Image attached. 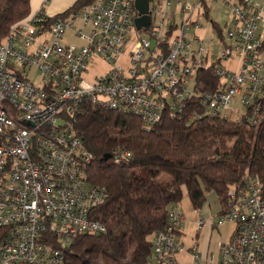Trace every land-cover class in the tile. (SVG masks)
Returning <instances> with one entry per match:
<instances>
[{
	"label": "built area",
	"instance_id": "obj_1",
	"mask_svg": "<svg viewBox=\"0 0 264 264\" xmlns=\"http://www.w3.org/2000/svg\"><path fill=\"white\" fill-rule=\"evenodd\" d=\"M218 1L231 10L232 21L226 45L221 26L212 20L223 44L216 60L195 33L203 26L200 15L208 16V0H178L177 13L166 11L170 0L152 5L150 26L141 30L133 23V0H91L48 22L51 17L39 10L11 26L0 40V264H58L75 237L106 231L93 213L106 191L88 182L91 154L69 125L84 103L134 115L145 128L166 112L183 116L185 100L195 94L212 117L236 119L248 107L251 123L262 117L264 38L259 27L264 0ZM69 29L77 42L64 39ZM125 49L127 69L116 65ZM233 51L237 64L227 70L223 59ZM95 58L109 68L89 81L87 65ZM215 62L218 86L198 92V71ZM235 96L241 108L232 110ZM107 154L116 164L131 158L120 147ZM226 196L228 208L216 223L232 222L235 229L220 245L216 263L264 264L259 179L247 175ZM167 219V227L153 233L144 264H176L175 256L183 250L179 230L184 215L171 205ZM206 222L199 219L197 228ZM191 253L195 262L201 261L197 245Z\"/></svg>",
	"mask_w": 264,
	"mask_h": 264
},
{
	"label": "trees",
	"instance_id": "obj_2",
	"mask_svg": "<svg viewBox=\"0 0 264 264\" xmlns=\"http://www.w3.org/2000/svg\"><path fill=\"white\" fill-rule=\"evenodd\" d=\"M89 1L77 0L64 13ZM29 14V0H0V40ZM216 63L198 71V92L218 86ZM204 109L195 94L185 100L183 116L166 112L145 128L134 115L82 105L69 125L91 154L88 182L106 191L93 212L106 231L75 237L58 264H144L151 253L149 237L167 227L168 207L181 200L183 187L194 209L213 192L219 214L228 208L230 187L241 185L247 175L259 179L264 198V104L255 123L251 107L236 119L212 117ZM117 147L131 152L127 163L105 158ZM3 232L0 228V240Z\"/></svg>",
	"mask_w": 264,
	"mask_h": 264
},
{
	"label": "rangeland",
	"instance_id": "obj_3",
	"mask_svg": "<svg viewBox=\"0 0 264 264\" xmlns=\"http://www.w3.org/2000/svg\"><path fill=\"white\" fill-rule=\"evenodd\" d=\"M208 16L200 15L199 17V24H202V27H199V29L195 30L196 34L200 36V38H204L206 40L207 45L209 46V51L213 54V59L216 60L218 57L221 56L220 52L223 49L222 42L219 41L218 36V29L214 26L212 20L217 21L219 23V26H221V29L224 34V41L226 45L230 44V39L226 37V30L231 24L232 21V13L231 10H225L223 6L220 4L218 0H208ZM205 8H203V11ZM80 23L78 21L75 22L74 26H79ZM206 29L203 31V29ZM191 28L187 30V34H190L192 31ZM202 33V34H198ZM259 32L261 37L264 38V11L262 14V19L260 21V27ZM45 36V35H44ZM64 39H66L68 42H77L78 40L75 38V34L73 29H69L65 32ZM209 40H213L214 42L212 44H209ZM128 51L125 49L124 55H121L117 61L116 65H121L124 69H127L130 66L129 60L126 58ZM238 55L235 51L231 53V56L228 59H223V62L225 63L227 70H233V68L236 67L237 64ZM109 68V65L103 61L100 58H95L93 61L89 62L87 65V74L85 75L86 79L89 81H93L95 76H100L104 74ZM240 98L238 96H235L232 101L229 104L230 109H240ZM183 189V194L181 200L175 204L174 206L185 216V224L188 223L187 219L192 218L197 214L204 215L206 218L212 217V223L215 224V221L217 222L218 219V211L220 210L219 203L217 201L216 195L212 192L207 195V200L203 207L201 209H193L191 207V202L188 197L187 191L185 187ZM207 207H209V211H207ZM206 212V213H205ZM211 214V215H209ZM217 216V218H216ZM211 221L209 223H211ZM235 224V223H234ZM230 226V223L224 222L220 225L215 224L214 227V235L215 237L221 239L224 236V231L227 232V228ZM189 232V231H186ZM151 237H149L150 239ZM180 241L185 242V234L180 235L179 237ZM228 241V240H227ZM226 242V241H224ZM214 257L207 260L206 258L202 257L201 264H217L216 261L218 259V253H213ZM207 260V261H206ZM185 264H188L185 263Z\"/></svg>",
	"mask_w": 264,
	"mask_h": 264
},
{
	"label": "crops",
	"instance_id": "obj_4",
	"mask_svg": "<svg viewBox=\"0 0 264 264\" xmlns=\"http://www.w3.org/2000/svg\"><path fill=\"white\" fill-rule=\"evenodd\" d=\"M76 1L77 0H29L30 14L42 10L47 16L53 17L71 8ZM170 1L172 2V4L170 5V7L166 8V11H168V13L172 11H175L177 13L176 2L178 0H170ZM164 2L165 0H151L150 5L152 6ZM164 14L167 15V13ZM200 31H202L203 33L204 30H200ZM202 33L198 32V34H202ZM209 210H210L209 207H207V211ZM218 215L219 213L217 214V216ZM201 218L207 219V222L200 229H198L197 221ZM209 219L212 220V217L206 218L204 215L196 213L194 217L187 219V221L188 220L189 221L188 223L185 224V216H184V223L182 225V228L179 230L180 231L179 237L180 235L185 234L186 239L185 242L181 241L183 244V250L178 252V254L175 256L176 264H185L187 262L188 264H201L202 260L200 262H195V260H193L191 253V248L193 245H197V249L201 254V256L209 260V255L213 253H218L220 245L224 243V241L230 239L235 229L234 223L228 222L230 223V226L227 228V232L224 231V236L221 239H219L214 235L213 226L217 223L215 221V224H213L212 221ZM210 221L211 223H209Z\"/></svg>",
	"mask_w": 264,
	"mask_h": 264
},
{
	"label": "water",
	"instance_id": "obj_5",
	"mask_svg": "<svg viewBox=\"0 0 264 264\" xmlns=\"http://www.w3.org/2000/svg\"><path fill=\"white\" fill-rule=\"evenodd\" d=\"M151 0H133L136 10V17L133 19L134 26L137 30L147 29L151 23ZM109 155L106 154L105 158Z\"/></svg>",
	"mask_w": 264,
	"mask_h": 264
}]
</instances>
